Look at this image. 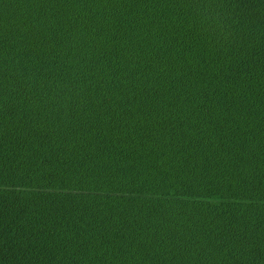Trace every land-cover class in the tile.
<instances>
[{"label": "trees", "instance_id": "trees-1", "mask_svg": "<svg viewBox=\"0 0 264 264\" xmlns=\"http://www.w3.org/2000/svg\"><path fill=\"white\" fill-rule=\"evenodd\" d=\"M0 264H264V0H0Z\"/></svg>", "mask_w": 264, "mask_h": 264}]
</instances>
